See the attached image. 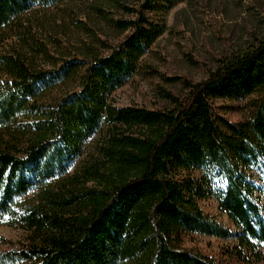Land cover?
<instances>
[{"label":"trees","instance_id":"trees-1","mask_svg":"<svg viewBox=\"0 0 264 264\" xmlns=\"http://www.w3.org/2000/svg\"><path fill=\"white\" fill-rule=\"evenodd\" d=\"M76 1L88 22L60 10ZM129 1L0 0V221L27 234L0 264H221L186 248L197 235L264 260V38L165 108L119 107L169 0ZM61 25L87 41L65 46ZM212 198L233 228L203 211Z\"/></svg>","mask_w":264,"mask_h":264},{"label":"rangeland","instance_id":"rangeland-1","mask_svg":"<svg viewBox=\"0 0 264 264\" xmlns=\"http://www.w3.org/2000/svg\"><path fill=\"white\" fill-rule=\"evenodd\" d=\"M129 2L132 4L133 0ZM83 4L82 1L73 3L71 7L74 13L69 12L70 5L60 6V10L70 16L77 12V22H88L84 14L88 9ZM55 12L57 24H64L58 10ZM116 17L128 18L122 12L116 13ZM155 20L160 25L162 35L145 56L140 73L114 94L116 106L137 105L162 109L168 106L163 97L165 91L180 97L184 94L181 85L183 80L193 83L206 80L221 59L241 53L264 38V0H169ZM68 23L72 24L71 19ZM89 25L99 32V37L109 40L111 44L118 41L119 37L105 24L89 22ZM60 30L61 35L57 38L65 46L76 47L79 40L87 41L83 34L78 37L72 26L64 29L61 25ZM222 105V102L217 104L218 107ZM229 117L235 120L239 115ZM85 156L77 160L75 165L81 164ZM201 208L211 218L233 228L227 215L219 210L215 198L202 201ZM26 237V232L10 226L7 218L1 220L0 255L21 248ZM185 246L221 264H248L230 257L228 251L235 246L232 241L197 235L187 237ZM257 264H264V260Z\"/></svg>","mask_w":264,"mask_h":264},{"label":"snow or ice","instance_id":"snow-or-ice-1","mask_svg":"<svg viewBox=\"0 0 264 264\" xmlns=\"http://www.w3.org/2000/svg\"><path fill=\"white\" fill-rule=\"evenodd\" d=\"M223 185H221V187H222Z\"/></svg>","mask_w":264,"mask_h":264}]
</instances>
